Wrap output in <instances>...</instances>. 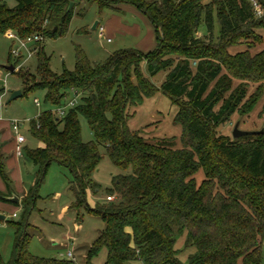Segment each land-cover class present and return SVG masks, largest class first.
Masks as SVG:
<instances>
[{
  "label": "trees",
  "instance_id": "16d2710c",
  "mask_svg": "<svg viewBox=\"0 0 264 264\" xmlns=\"http://www.w3.org/2000/svg\"><path fill=\"white\" fill-rule=\"evenodd\" d=\"M14 1L9 7L0 0V35L56 36L70 24L75 6L85 2L119 14L133 6L157 34L153 51L121 50L103 64L91 63L78 50L75 70L61 75L51 71L39 44L40 78L18 73L26 92L45 91L46 104L60 106L73 92L80 97L66 116L45 112L32 121V134L43 147L27 152L43 175L53 162L70 170L72 210L88 208L86 191L96 188L91 176L101 162L100 148L115 166L131 170L114 178L107 197L117 201L90 211L102 217L105 228L89 261L106 249L107 264H183L176 244L185 237L183 250L195 249L186 264H261L264 132L234 139L217 130L234 116L250 115L264 99V0H258L260 17L252 0H73L71 10L72 0ZM46 23L54 27L48 30ZM202 27L205 34L198 36ZM142 62L151 77L165 73L161 92L178 107L182 147L128 128L132 110L158 91L142 75ZM260 113L264 118V104ZM80 117L93 142H83ZM0 176L10 192L1 154ZM3 195L0 191V200H6ZM34 201L30 190L21 221L10 223L15 240L7 264H71L29 253L26 228Z\"/></svg>",
  "mask_w": 264,
  "mask_h": 264
},
{
  "label": "rangeland",
  "instance_id": "374dc122",
  "mask_svg": "<svg viewBox=\"0 0 264 264\" xmlns=\"http://www.w3.org/2000/svg\"><path fill=\"white\" fill-rule=\"evenodd\" d=\"M5 1L9 7L15 5L14 0ZM123 10L120 14L111 10L101 12L94 2L76 5L70 24L64 32L56 36H44V41L41 43L45 56L49 59L51 71L56 75H61L65 70L74 71L78 50H81L93 64L106 63L114 53L121 50L136 49L143 53L153 51L157 46V34L153 25L135 7L126 6ZM96 22L105 27L104 35L97 29L93 30ZM106 26L116 29L114 34L109 35L111 42L107 41L109 36L106 34ZM53 27L52 23H46L48 30ZM217 29L218 25L214 37L218 35ZM204 34L205 29L202 27L198 36ZM32 49L31 44L22 47L17 39L0 35V152L11 181V191L8 192L0 176V191L4 193L2 197L6 199L0 200V215L5 217L4 220H0L1 260L5 264L11 261L15 234L10 223L21 221L23 216L21 203L17 206L16 203L9 201L10 194L16 196L21 202L25 198L24 196L21 198V193L33 190L34 207L31 208L26 228L29 253L36 258L55 259L59 262L70 261L68 255L71 253L75 264H88V262L107 264L106 249H102L89 261L90 250L105 228L102 217L95 216L90 211L105 205L107 196L113 188L114 178L119 175H128L131 170H123L115 166L105 149L100 148L101 162L91 176L96 188L86 191L88 208L77 213L71 209L75 197L70 188L72 180L70 170L53 162L45 175L41 174L40 167L35 165L26 153V151L42 148L41 142L32 134V121L36 122L45 112L54 114L63 104L60 106L46 104L45 91L26 92L24 81L18 73L22 72L24 76L31 74L37 80L40 78L39 55ZM14 50H17L21 56L13 55ZM10 61L11 64H18L16 74L6 70V67L11 66ZM140 69L142 75L149 79L158 91L152 97H144L141 104L132 110L134 114L128 122V128L148 139H173L177 147H182V129L176 123L178 107L161 92L165 73L160 72L151 77L146 62L140 64ZM3 89L5 92H2ZM17 91L21 92V97L10 101L12 93ZM254 91L255 87H250L249 95ZM73 98L72 93H69L65 102ZM35 100L39 101L40 107L36 106ZM263 104L264 99L250 115L234 116L231 123L218 128L217 131L233 137L236 123H239V129L243 131L262 130L264 118L260 117L259 111ZM13 121L22 125L19 131L25 138V142L21 145L23 154L21 157L16 156V134L11 125ZM79 122L83 142H93L94 137L87 121L80 117ZM201 177L200 174L198 178ZM113 201H117L116 196H113ZM184 243L185 237L179 238L176 249L181 251L178 256L180 261L186 264L188 256L195 249L183 250ZM138 264L143 263L138 262ZM261 264H264V246Z\"/></svg>",
  "mask_w": 264,
  "mask_h": 264
},
{
  "label": "built area",
  "instance_id": "2783aa9c",
  "mask_svg": "<svg viewBox=\"0 0 264 264\" xmlns=\"http://www.w3.org/2000/svg\"><path fill=\"white\" fill-rule=\"evenodd\" d=\"M252 6H253V9H254L255 13L257 14V16L260 17L263 14V5L258 0H252ZM97 30L102 35H104V33H105V27L104 26H98ZM9 37H11L13 39H17L20 42V44L22 45V47L25 46L26 44H31V45L37 46V45L43 43V41H44L43 35H37V36L29 37L26 39H19L14 34H9ZM107 41L111 42V39H107ZM13 55L18 56V57L21 56L17 50L13 51ZM72 95L74 97L72 100L65 102V104H63L62 106L57 108V110L55 111V115L57 117L62 118L64 116H66L67 112L70 109H73L74 107H76L79 104V102H80L79 95L76 92H73ZM35 104L37 106L40 105V103L37 100L35 101ZM0 120H1V115H0ZM11 125H12V128H13L15 134H16V142H17L16 151H17V154L20 155L21 154V145L25 142V138L23 136H21L19 133L20 124L18 122L13 121V122H11ZM106 200H107V202H113V197H107ZM68 257L70 259L71 264H75L71 253H69Z\"/></svg>",
  "mask_w": 264,
  "mask_h": 264
},
{
  "label": "water",
  "instance_id": "95a60500",
  "mask_svg": "<svg viewBox=\"0 0 264 264\" xmlns=\"http://www.w3.org/2000/svg\"><path fill=\"white\" fill-rule=\"evenodd\" d=\"M74 6V1L72 0L70 5H69V10H71ZM99 22H96L93 26V30H96L97 26H98ZM7 70H9L10 72H13L15 70V67L10 66V67H6ZM2 92H5V89L2 90ZM21 92H13L12 96L10 98V101L21 97ZM264 131L260 130V131H243L241 129H239V123H236L234 129H233V138L234 139H238L241 137H248V136H254V135H259L262 134ZM9 201L13 202V203H18L19 199L16 196H11L9 199ZM5 217L3 215H0V220H4Z\"/></svg>",
  "mask_w": 264,
  "mask_h": 264
},
{
  "label": "crops",
  "instance_id": "0c3cea01",
  "mask_svg": "<svg viewBox=\"0 0 264 264\" xmlns=\"http://www.w3.org/2000/svg\"><path fill=\"white\" fill-rule=\"evenodd\" d=\"M126 7V6H125ZM123 9H124V7H123ZM122 11H124V10H122ZM123 13V12H122ZM102 26L100 23L98 24V26ZM98 26H97V28L96 29H98ZM107 28V36H109V35H111V34H114V32H116V29L114 30V29H110L108 26H106ZM8 34V35H7ZM9 34L10 33H6L5 35L6 36H8L9 37ZM108 39H111L110 38V36H109V38ZM32 51H34V52H36V46H34L33 45V49H32ZM17 63V62H16ZM10 65L11 66H13V67H15V70L13 71V72H10L9 70H7L9 73H14V74H16L15 72L17 71V68H18V64H11V61H10ZM36 101V100H35ZM38 101V100H37ZM39 102V101H38ZM37 106V105H36ZM37 107H40V105L39 106H37ZM22 125H20V127H21ZM19 133H20V131H19ZM17 147V146H16ZM42 147H43V145H42ZM26 153H27V151H26ZM0 154H1V152H0ZM2 155V154H1ZM16 156H18V157H21V156H23V154H22V150H21V154L20 155H18L17 154V151H16ZM4 160V159H3ZM5 164V163H4ZM7 164H8V162H7ZM27 194H28V192L26 193V192H24V193H21V198L24 196V197H26L27 196ZM107 201V200H106ZM19 203H21V205H22V201L20 202V199H19V202L18 203H16V204H19Z\"/></svg>",
  "mask_w": 264,
  "mask_h": 264
}]
</instances>
